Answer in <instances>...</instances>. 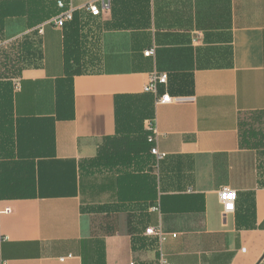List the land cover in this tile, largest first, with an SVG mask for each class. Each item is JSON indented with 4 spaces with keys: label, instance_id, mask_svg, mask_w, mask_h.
Wrapping results in <instances>:
<instances>
[{
    "label": "crops",
    "instance_id": "crops-1",
    "mask_svg": "<svg viewBox=\"0 0 264 264\" xmlns=\"http://www.w3.org/2000/svg\"><path fill=\"white\" fill-rule=\"evenodd\" d=\"M89 1L40 34L58 0H0V264H264V0ZM109 140L125 181L92 164Z\"/></svg>",
    "mask_w": 264,
    "mask_h": 264
},
{
    "label": "built area",
    "instance_id": "built-area-1",
    "mask_svg": "<svg viewBox=\"0 0 264 264\" xmlns=\"http://www.w3.org/2000/svg\"><path fill=\"white\" fill-rule=\"evenodd\" d=\"M111 0H90L87 4H85L82 8L88 10V12L93 17H99L102 15L103 10H108L110 8ZM60 13L52 20L44 23L39 29V33L42 34L44 32V28L48 25H53L57 28H64L67 23L72 22L74 20V14L77 11V8L74 7L72 0H58L57 2ZM4 45L0 42V46ZM156 54V49L151 48L145 52V56L153 57ZM169 77L165 73L154 72L150 76L149 83L145 87V92L153 94L156 96L157 105L169 104L172 102H183L186 100L181 97H171L169 94H165L163 96L159 95V87L168 85ZM148 131L150 133L149 141L153 144V148L151 150L152 155H154L157 161H161L166 157V154L160 153L158 148L156 147V140L158 136V128L154 123H150L148 126ZM237 193L236 191L230 188H223L219 192V199L223 206V214L224 217H227L229 214H232L236 211V202H237ZM154 210L158 211L159 209L156 207ZM3 213H11V209H6ZM147 233L150 235L159 236L162 240L165 239V235L161 229H149ZM175 236V235H174ZM160 264H170L164 255L160 257Z\"/></svg>",
    "mask_w": 264,
    "mask_h": 264
},
{
    "label": "trees",
    "instance_id": "trees-1",
    "mask_svg": "<svg viewBox=\"0 0 264 264\" xmlns=\"http://www.w3.org/2000/svg\"><path fill=\"white\" fill-rule=\"evenodd\" d=\"M250 133L251 137H257L255 131ZM148 134L147 143L151 146L152 150L153 144L149 141L150 133L148 132ZM130 144L131 142L127 140H109L108 143H106L105 149L100 150L98 158H95L92 162L95 169L120 173L122 181H125L136 171V165L139 159L141 160V158H132L130 152L132 147Z\"/></svg>",
    "mask_w": 264,
    "mask_h": 264
},
{
    "label": "rangeland",
    "instance_id": "rangeland-1",
    "mask_svg": "<svg viewBox=\"0 0 264 264\" xmlns=\"http://www.w3.org/2000/svg\"><path fill=\"white\" fill-rule=\"evenodd\" d=\"M249 124H251V122H249V123H248V125H249ZM250 126L252 127V126H253V124H252V125H249V128H250ZM254 127H255V126H254ZM254 127H253V128H254ZM253 128H252V129H253Z\"/></svg>",
    "mask_w": 264,
    "mask_h": 264
}]
</instances>
